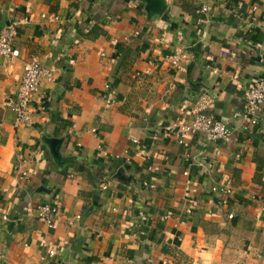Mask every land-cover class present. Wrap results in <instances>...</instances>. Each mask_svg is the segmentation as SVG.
I'll list each match as a JSON object with an SVG mask.
<instances>
[{
  "label": "crops",
  "instance_id": "0c3cea01",
  "mask_svg": "<svg viewBox=\"0 0 264 264\" xmlns=\"http://www.w3.org/2000/svg\"><path fill=\"white\" fill-rule=\"evenodd\" d=\"M201 2L210 12L198 27ZM13 19L19 55L0 54L5 264H182L171 249L190 264H264V135L233 117L246 86L264 75V0H0V28ZM34 55L52 74L41 76L23 124L2 101ZM203 91L234 131L228 141L196 133L184 174L164 133L191 119ZM121 152L126 161L113 156ZM216 183L235 192L212 191ZM186 184L199 186L195 216L176 225ZM53 196L60 206L49 228L34 206ZM168 211L175 216L165 219ZM45 239L58 251L42 262Z\"/></svg>",
  "mask_w": 264,
  "mask_h": 264
},
{
  "label": "built area",
  "instance_id": "2783aa9c",
  "mask_svg": "<svg viewBox=\"0 0 264 264\" xmlns=\"http://www.w3.org/2000/svg\"><path fill=\"white\" fill-rule=\"evenodd\" d=\"M236 0H229L230 3H235ZM252 11H255L256 5L252 4ZM210 12V6L206 2H201L194 9L196 14V23L198 27H202L206 21L205 16H208ZM19 22L15 19L11 20L8 24L0 28V54L8 58H14L19 55V50L16 47L17 35H18ZM260 28H264V21L261 23ZM115 38L112 42H116ZM115 50V47H112ZM181 54L179 52H173L171 54V62L174 65H180L179 61ZM260 61L264 60V56H260ZM209 62L212 63V57L209 58ZM47 74L50 76L52 72L47 70L42 64L41 60L37 56H32L30 59L24 62L22 66V72L20 79L16 86L14 94L7 95L2 105L10 109L14 115L15 120L18 123L29 124L32 119V98L35 92L38 90L41 76ZM213 98L208 92H200L195 99L193 113L191 119L188 121H173L168 127L165 135H168L173 143L179 148V156L182 163L185 166L183 170L184 174L188 173V166L194 161V157L190 152V141L192 137L199 133L202 140L206 141H228L231 139L234 131V127L226 121H223L216 117V114L211 109ZM234 118H244L245 123L242 127L244 129L257 128L264 135V75L258 76L252 83H250L244 89L243 102L233 112ZM1 128V122H0ZM67 133L78 137L80 132L72 127L66 128ZM153 138H157L155 132L152 133ZM115 158H121L123 161L128 159L126 152L116 153L113 155ZM14 169L17 172V176L20 179H25L29 176L28 170L23 166V160L17 159L14 161ZM149 171L159 172V167L156 164H151L147 167ZM225 181L230 183V177L226 176ZM151 188H155V182L149 184ZM199 186L194 184H186L182 191V203L179 216H176V225L185 224L194 214V204L196 199L193 196L197 192ZM102 188H107V184H104ZM6 190V188H3ZM212 191H229L235 192L231 187L220 186L214 184L211 188ZM60 200L57 197H50L41 201L34 206V213L36 216L44 222V224L52 228L55 225V219L59 212ZM6 217V214H3ZM175 215L168 211L164 214L165 219L172 218ZM232 217V214H229ZM43 252L40 255V260L44 261L49 257L56 255L58 251V245L49 239H45L42 242ZM0 264H5L0 259ZM121 264V263H118Z\"/></svg>",
  "mask_w": 264,
  "mask_h": 264
},
{
  "label": "rangeland",
  "instance_id": "374dc122",
  "mask_svg": "<svg viewBox=\"0 0 264 264\" xmlns=\"http://www.w3.org/2000/svg\"><path fill=\"white\" fill-rule=\"evenodd\" d=\"M256 11V10H255ZM204 24V23H203ZM203 26V25H202ZM180 208H181V206H180ZM194 216H195V212H194V214L192 215V218H194ZM191 219V218H190ZM171 254H172V256H176L177 258H178V261L180 262V263H182V264H190V262H189V259L187 258V257H184L183 256V254H182V252H180L179 250H170L169 251ZM45 260H47V259H45ZM43 262V261H42Z\"/></svg>",
  "mask_w": 264,
  "mask_h": 264
}]
</instances>
